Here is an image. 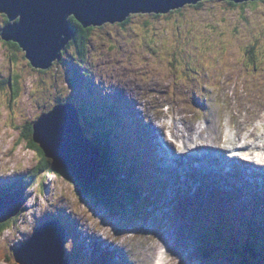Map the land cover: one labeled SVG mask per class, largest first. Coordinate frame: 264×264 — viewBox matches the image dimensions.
Segmentation results:
<instances>
[{"label":"rangeland","instance_id":"obj_1","mask_svg":"<svg viewBox=\"0 0 264 264\" xmlns=\"http://www.w3.org/2000/svg\"><path fill=\"white\" fill-rule=\"evenodd\" d=\"M136 14L126 24L96 26L84 55L78 54L77 45L69 44L61 59L47 70L33 67L25 51L0 35V184L9 186L13 180L35 173L40 158L28 141L20 142L22 128L69 99L81 108L94 110L96 107L88 105L89 94L93 100L101 94L112 99L120 96L139 132L150 137L152 128L156 129L151 123L154 117L181 128V118L201 126L210 119L215 126L217 115L224 113L231 127L237 129L241 128L239 116L247 103L256 108L250 110V117L264 112V0L238 6L227 0H203L170 13ZM7 18L0 13V34ZM251 45L262 59L255 68L248 55ZM16 75L19 91L15 92L8 78L13 80ZM75 78L79 83L72 88ZM86 133L91 135L89 129ZM165 133L167 138L170 130ZM122 137V144L127 145V138ZM176 146L182 149V140ZM146 148L156 159L154 149ZM162 171L165 173L155 175L158 185L151 192L156 197H150L146 209L131 206V213L127 210L124 217L112 216L93 198L81 195L62 170L37 176L29 187L27 209L0 237V255L4 247L10 251L28 240L46 219L62 215L67 233L64 257L73 258L71 264H153L155 252L151 247L175 226L179 229L172 250L175 255L171 253L174 264H229L241 257L221 246L213 259L205 260L196 252L202 234L193 223L200 221L207 231L215 232L212 223L219 222L221 240L232 242L228 218L234 213L241 215L243 206L248 209L253 204L260 209L257 222L264 223V188L242 178V186L234 187L241 197H230L219 184V195L213 196L207 182L196 175L193 180L197 187L192 189L188 180L190 190L184 191L181 179H174V170ZM101 182L108 184L105 178ZM233 224V232L243 242L240 236L246 234V226L239 220ZM108 243L105 249L103 245ZM147 256L153 259L142 262ZM260 258L254 256L252 262L263 264ZM0 264L10 263L0 258Z\"/></svg>","mask_w":264,"mask_h":264},{"label":"water","instance_id":"obj_2","mask_svg":"<svg viewBox=\"0 0 264 264\" xmlns=\"http://www.w3.org/2000/svg\"><path fill=\"white\" fill-rule=\"evenodd\" d=\"M201 0H0V12L8 16L1 36L19 44L35 68L49 69L75 38L70 18L84 27L123 22L132 13H168ZM235 2L251 0H230ZM34 141L40 143L56 168L70 171L77 182L97 185L103 161L92 140L85 137L77 111L58 105L34 123ZM9 208L0 204V222L15 215L25 201L24 190ZM65 230L59 222L36 229L33 237L15 249L19 264H69L64 260Z\"/></svg>","mask_w":264,"mask_h":264},{"label":"bare ground","instance_id":"obj_3","mask_svg":"<svg viewBox=\"0 0 264 264\" xmlns=\"http://www.w3.org/2000/svg\"><path fill=\"white\" fill-rule=\"evenodd\" d=\"M244 106L245 107H243L241 113L242 115L239 116L241 128L233 129L228 118L226 119V115L224 117V113L217 115L215 126H212L211 120L208 119V124L204 128H202L203 125L201 126V124L200 126L195 125L197 123L192 124L188 121L187 117L181 118V123H183L181 128L177 124L167 125L165 120L162 119L156 121L157 118L154 117L155 121H151V123L153 122L156 129L153 130L152 128L151 137L140 133V138L142 137L147 145L151 146L156 151L157 161L161 170L163 168L165 171L174 170V178L179 177L181 170H186V160H184L185 154L189 152L198 153L201 149H204L201 146H205L209 152V156H214L211 152H216L223 158L222 162H219L218 165L214 163L216 166L214 169L208 167L214 165H209L208 162L197 159L196 162H199L200 166L197 170L190 172L196 175L199 179L206 181L207 185L213 192L216 193L215 184L218 183V180H224L229 184L236 181V179L241 182L242 178H246V181H250L254 187H264V112L262 110L258 111L259 115L252 118L250 117V110L254 111L256 108L252 107L254 105L251 103H247V105ZM135 126V132H139V130H141L140 127L138 124H135ZM120 129H125L124 123ZM167 129L172 133V139H166L165 135L164 138L161 136L163 132L167 131ZM205 132H207V135ZM254 132L257 134L253 135ZM127 136L129 137V133L125 134V137ZM132 136L134 137V133H132ZM148 137L151 138L149 141ZM121 138L123 137L121 136L119 141L122 140ZM180 140H182L184 148H182L183 150L181 149L182 151L176 149L175 145L177 144V141ZM125 142L127 145L116 141V144L119 147L121 146V150L124 152L125 147H136L138 144L137 142L131 143L130 137L127 138ZM94 144L98 149L100 148L95 142ZM138 146H140V144ZM242 154L250 155L254 158L245 157ZM129 162H134V160H129ZM192 162L193 160H190L189 164ZM225 166L230 169H226ZM192 168L196 167L193 166ZM224 170L231 172L232 174L226 175ZM183 175L185 176V189H188V171H184ZM239 186H241V184H239ZM178 229L177 226L173 227L172 230L168 231L160 238L157 245L151 247V251L155 252V259L158 254H162V257L160 258L161 262L159 264H174L172 254H175L172 253V250L176 248V233H178ZM82 241H84V239ZM109 246V243L103 245L105 249L109 248ZM119 254H121V252H119ZM148 259L151 261L153 258L147 256L145 259H142V262H148ZM155 259L153 263L155 262Z\"/></svg>","mask_w":264,"mask_h":264},{"label":"trees","instance_id":"obj_4","mask_svg":"<svg viewBox=\"0 0 264 264\" xmlns=\"http://www.w3.org/2000/svg\"><path fill=\"white\" fill-rule=\"evenodd\" d=\"M227 2H229V4L234 5V6H238V4H240V3H237L235 1H230V0H227ZM255 2L253 1L252 3H255ZM178 9H181V8L173 9L170 12L177 11ZM135 15H138V14H131L130 16H128V18L125 21L119 22V23L126 24V22H128L131 19V16L133 17ZM70 20H71L72 26L76 30L75 38L71 41L70 45L72 44L77 45L78 54L81 53L80 55H84L87 51L85 48L86 42L89 39L92 32H94L95 26L94 27L93 26L84 27L80 22H78L73 17H71ZM6 23H8V19H6ZM5 42L12 45L13 47L21 49L19 44L14 41H5ZM254 49H255L254 46L248 47V54L249 55L251 54L253 61L256 63L257 60L254 54ZM18 80H19L18 75H16L13 78V80H12V77L8 78V81L12 83V86L15 92L19 91ZM98 106L99 105H97L96 107L97 109L96 108L94 110L87 109L85 110V112L88 111L90 113V116L93 117V119H91L89 122L92 127V131H93L92 138H93V141L97 143L98 146L100 147L101 152H102V158L103 160H105V163H106L102 171L103 176L101 180L98 181L97 185H93L92 187L87 186V185L85 186L84 184L77 182V180L73 178L72 174L69 171H65L64 173L78 187V190L81 195L89 196L93 198L96 201V203H103L110 210H112L113 212L117 211L118 213L119 210L123 208V206L126 204V200L128 199V196H126V193L129 194L130 193L129 191L131 192L136 191V188L135 189H133L132 187L125 188L122 185L118 186V184L120 185L121 183V181L119 180L120 179L119 174L120 173L122 174L123 171L126 172V168L121 167V164H118V163L120 162V159H125L127 162H129L127 159L130 158L131 156L129 155L127 151L125 152L122 151L120 154L115 152V147H118V145L116 144V141L118 143H121L122 141V140L119 141L120 139L119 135L121 136L125 135V131L120 129V127H122L123 125V122L116 118V115L118 114L122 120V115H120V110H119L120 108H117V107L109 108L108 107L105 110L101 109L102 112L105 113L103 116H101L98 112L99 111ZM115 120L118 123L117 125L115 124L116 122ZM22 129L23 130H22L20 142L25 141V140L28 141L29 146L33 148L38 153V156L40 157V163L36 169L35 175L39 176L46 172H50V173L60 172L59 169H56L55 167H53V162L52 160L47 158L46 152L44 151V149L41 148L40 145L35 143L34 140L32 139V136L34 133L33 124L32 123L27 124ZM105 175L107 176L109 175V182L107 186L101 183ZM27 180L28 178L23 179L21 182L22 183L21 186H24ZM122 188L125 191H123ZM257 214H260V213L259 212H250V213L245 212L242 214L244 215L243 218L239 217L237 219L241 221L242 224L246 226L247 228L244 231L246 232V234L244 236L243 234L241 235L245 239L243 242H239L238 236L236 235V233H233V236L235 237V239L233 240V242H231V245L224 243V245H227L229 248L233 249L232 254H236L235 256H241L239 258L231 259L232 261H230V264H254V262H252V258L257 255L261 257L260 258L261 262H263L264 264V223L261 222V224L259 223L255 227L254 221L256 220L254 219L256 218L259 220V217L257 216ZM233 216H237V215L233 214ZM10 222L11 220H9L6 223H0V235L10 225ZM232 224L231 223L229 224L230 228ZM217 233L218 234L221 233L220 228L217 230ZM207 235L208 234H206L205 237L203 236V240L198 249V253L201 254V256L204 259H211L213 256L212 254H213L214 247H220L219 245H221L220 244L221 241L213 238L211 235H208V236ZM0 258L8 259V262H10L11 264H18L13 257H8L4 254H1ZM258 264H261V263L258 261Z\"/></svg>","mask_w":264,"mask_h":264},{"label":"clouds","instance_id":"obj_5","mask_svg":"<svg viewBox=\"0 0 264 264\" xmlns=\"http://www.w3.org/2000/svg\"><path fill=\"white\" fill-rule=\"evenodd\" d=\"M202 1H203V0H201V1H199V2H202ZM253 1L255 2V1H257V0L243 1V2H237V3L242 4V3L253 2ZM199 2H198V3H199ZM198 3H195V4H198ZM192 4H193V3L186 4L185 6H187V5H192ZM195 4H194V5H195ZM183 7H184V6H183ZM183 7H181V8H183ZM0 13H1V12H0ZM139 13H140V12H139ZM3 14H5V13H3ZM132 14H136V13H132ZM7 19H8V18H7ZM8 22H9V19H8ZM116 23H118V22H116ZM6 24H7V23H6ZM6 24H5V25H6ZM3 28H4V26H3ZM3 28H2V30H3ZM2 30H1V33H2ZM0 35H1V34H0ZM1 38H2V36H1ZM2 39H3V38H2ZM3 40H4V39H3ZM4 41H5V40H4ZM23 51H24V50H23ZM89 98H91V100H93V99H92V96H90ZM96 99H98V98H95V102H97ZM97 105H98L97 103L93 104L94 107H97Z\"/></svg>","mask_w":264,"mask_h":264}]
</instances>
